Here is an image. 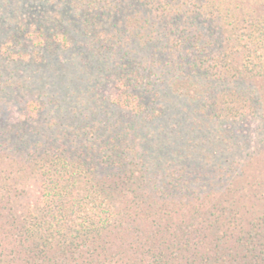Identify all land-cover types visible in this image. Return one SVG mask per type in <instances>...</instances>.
Wrapping results in <instances>:
<instances>
[{
  "label": "trees",
  "instance_id": "1",
  "mask_svg": "<svg viewBox=\"0 0 264 264\" xmlns=\"http://www.w3.org/2000/svg\"><path fill=\"white\" fill-rule=\"evenodd\" d=\"M253 12L238 0H0L3 61L42 72L40 84L50 64L68 75L66 96L25 103L14 122L16 88L0 86V264H264V140L242 134L264 132ZM176 103L191 125L162 121Z\"/></svg>",
  "mask_w": 264,
  "mask_h": 264
},
{
  "label": "rangeland",
  "instance_id": "2",
  "mask_svg": "<svg viewBox=\"0 0 264 264\" xmlns=\"http://www.w3.org/2000/svg\"><path fill=\"white\" fill-rule=\"evenodd\" d=\"M239 2L241 1V3L243 2V4L246 6V10L248 11L250 10H254V15H260L261 12L264 10V8L262 6H260L261 4L258 2H252L249 0H238ZM1 34L2 32H0V43H1ZM31 50V49H29ZM28 50V51H29ZM26 52V51H24ZM143 52H139V54L137 53V56L142 59L143 57ZM24 55V54H23ZM46 58H50L49 62L51 61V58L53 59L54 56H50L48 57V55L46 54ZM139 59V61H140ZM64 60V59H62ZM0 64L3 65L2 70L0 71V86L3 85H7L10 84L12 85L11 88L15 89V96L13 97V110L11 109L10 111H8V115L11 116V119L14 121H16L17 119H23L21 112H26L27 108H24L25 103L31 102L33 100H38L39 102L42 101H46L48 99H50L51 95H53L54 92H56V89H58L60 91V93L64 94L66 96V89L63 86L66 82L63 81L65 79L67 75L66 70H65V65L63 63V67L58 70L54 69L53 67H55L54 65H48L49 69L46 70L45 76H46V82H42L40 84L39 81H37L36 76L41 75V73H32L28 70L29 69V65L28 64H19V65H15V63H11V64H6L3 61V58L0 55ZM52 66V67H51ZM80 67V66H78ZM17 68V69H16ZM79 69V68H78ZM75 72H73L74 74ZM60 75L61 79L57 80V76ZM70 75V74H69ZM33 76V77H32ZM113 76V75H111ZM32 77V79H31ZM38 78V77H37ZM68 80V79H67ZM80 83V82H79ZM73 84V83H72ZM75 84V83H74ZM44 85V86H43ZM69 85V84H68ZM260 85V84H259ZM262 85V84H261ZM43 88H42V87ZM69 90L67 89V92ZM261 94H263L264 89H260L259 90ZM114 79L110 78L109 81H107L105 84H103V87L101 88V94L105 99H109L111 100L114 97ZM48 94H50L48 96ZM183 103V102H182ZM174 105V104H173ZM175 106L177 107L175 110H168L165 113V117L163 118V122L167 121L168 119L170 120V117L172 115H176L178 116V120L184 119L186 116L184 113H179L184 112L183 109H179L177 106V103L175 104ZM179 110V112H178ZM47 116V112L46 110L40 111L38 113V116L35 118V120L33 121H39V120H45L44 118H46ZM187 121L182 120V125L187 127L190 124V120L188 118V116L186 117ZM191 125V124H190ZM252 129V130H251ZM251 129L244 131L242 134L244 136V138L248 139V141H250V145L255 147H259L261 145H263V140H264V132H260V133H256L253 131L255 129V125H253L251 127ZM176 131H178L179 129H175ZM190 130V129H189Z\"/></svg>",
  "mask_w": 264,
  "mask_h": 264
}]
</instances>
